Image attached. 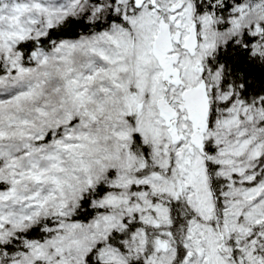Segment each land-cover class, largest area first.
<instances>
[{
    "label": "snow or ice",
    "instance_id": "1",
    "mask_svg": "<svg viewBox=\"0 0 264 264\" xmlns=\"http://www.w3.org/2000/svg\"><path fill=\"white\" fill-rule=\"evenodd\" d=\"M0 264H264V0H0Z\"/></svg>",
    "mask_w": 264,
    "mask_h": 264
}]
</instances>
